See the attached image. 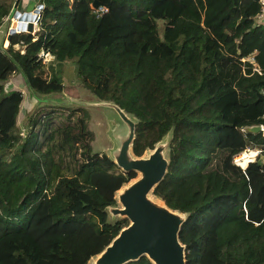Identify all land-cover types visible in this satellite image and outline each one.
Here are the masks:
<instances>
[{
	"label": "trees",
	"instance_id": "trees-1",
	"mask_svg": "<svg viewBox=\"0 0 264 264\" xmlns=\"http://www.w3.org/2000/svg\"><path fill=\"white\" fill-rule=\"evenodd\" d=\"M13 1L0 0V26ZM38 4L33 31L11 34L0 51V264H85L126 224H107L102 209L134 173L93 151L86 110L39 106L23 136L16 126L23 94L2 84L16 65L37 93L64 90L47 81L40 51L73 60L80 87L138 119L135 155L172 126L153 193L189 213L178 235L185 264L264 263V159L231 162L246 148L264 154V135L246 130L264 127L258 0ZM248 56L258 71L240 60Z\"/></svg>",
	"mask_w": 264,
	"mask_h": 264
},
{
	"label": "water",
	"instance_id": "water-1",
	"mask_svg": "<svg viewBox=\"0 0 264 264\" xmlns=\"http://www.w3.org/2000/svg\"><path fill=\"white\" fill-rule=\"evenodd\" d=\"M21 5L22 0H14L5 18V29L0 40L1 52H4L5 42L11 34L33 30L32 24L41 5L38 4L32 11H21ZM16 68L33 109L40 105L86 111H90L91 107L99 108L98 118L93 123L100 127L106 140V153H101L123 173H134L113 192V203L102 209L107 224L121 220H125L126 224L85 264H127L140 257H145L150 264H185V245L178 235L189 213L167 207L153 193L167 171L172 126L151 148H145L140 155H135L132 141L138 119L132 113L111 100L100 99L87 88H82L78 93H37L21 68L17 65ZM246 130L256 133L260 126H250ZM108 133L110 140L106 138Z\"/></svg>",
	"mask_w": 264,
	"mask_h": 264
},
{
	"label": "rangeland",
	"instance_id": "rangeland-1",
	"mask_svg": "<svg viewBox=\"0 0 264 264\" xmlns=\"http://www.w3.org/2000/svg\"><path fill=\"white\" fill-rule=\"evenodd\" d=\"M22 3H23V7L21 5V11H32L38 5V0H22ZM158 26L160 29L161 28L160 21H158ZM32 27L34 29L33 24H32ZM4 29H5V20L0 26V40L2 38ZM44 68L46 69V73H47V81L62 84V86L64 87V90L62 92L70 93L74 91V93H76L77 91L78 93L81 91L82 87L79 86V81L76 76V64L73 60L69 59V60H63V61H55L54 59H52L50 62L44 63ZM2 84L4 86V89L6 90H19L23 94V99L20 103L19 112L16 117V126L21 131L20 133L23 132L24 134L25 130L23 129H24L25 116L31 109H33L32 102L29 100L28 95L25 93V89L22 86L21 80L18 77L17 73L14 75H11L8 79L3 81ZM40 106H46V105H40ZM63 109H70V108L63 107ZM98 109L99 108L91 107L89 109L90 111H87L89 114V125L91 126L93 133H94V139L91 145H92L93 151H97V152L102 151L106 153V148H107L106 140L104 139L102 132L100 131V127L95 126V124L93 123V120L95 121L96 117L98 118V115H97ZM259 131H261V133L264 135L263 129L262 130L260 129ZM109 134L110 133L106 134L107 140H110L111 138ZM250 150H253V149L251 148ZM251 152L250 154H247L245 157L247 161L250 159V157L254 155ZM257 156H259V159L261 160L264 159V154H261V155L254 156L253 160ZM245 159L243 161H245Z\"/></svg>",
	"mask_w": 264,
	"mask_h": 264
},
{
	"label": "built area",
	"instance_id": "built-area-1",
	"mask_svg": "<svg viewBox=\"0 0 264 264\" xmlns=\"http://www.w3.org/2000/svg\"><path fill=\"white\" fill-rule=\"evenodd\" d=\"M97 10H98V11H104V9H103V8H100V7H99ZM37 18H38V15L35 17V19H34V21H33V25H34V27H35V24H36ZM252 19H253V24L264 26V0H258V10H257V12L255 13V15L253 16ZM38 55H39V57H41V60H42V63H43V64H44V63H48V62H50V61L53 59V57H52L51 55H49L47 52H42V51H40V52L38 53ZM240 60H241V61H245V60H246V61H249V62L252 64V69H253L254 71H258L256 65H255L254 62H253V58H252L251 56H248V57H246V58H240ZM260 129H261V130H262V129L264 130V127L260 126ZM21 135L23 136V133H21ZM250 149H251V148H246V149H244L243 151H241V152H239V153L233 155L232 158H231V162H232L233 164L239 166L240 168H244L245 165H246L248 162L253 161L254 156L260 154V150H259V149H256V148H252L253 150H250ZM251 151H253L254 155H253L252 157H250V159H249V160L246 162V164L242 167V166L240 165V160H242V158H241V153H242V152H246L247 154H250Z\"/></svg>",
	"mask_w": 264,
	"mask_h": 264
},
{
	"label": "bare ground",
	"instance_id": "bare-ground-1",
	"mask_svg": "<svg viewBox=\"0 0 264 264\" xmlns=\"http://www.w3.org/2000/svg\"><path fill=\"white\" fill-rule=\"evenodd\" d=\"M251 153H253V152H251ZM254 154V153H253ZM246 155H247V153L246 152H242L241 153V158H242V160H240V165L243 167L245 164H246V162H247V159H245V157H246ZM245 159V161H243ZM243 161V162H242Z\"/></svg>",
	"mask_w": 264,
	"mask_h": 264
},
{
	"label": "crops",
	"instance_id": "crops-1",
	"mask_svg": "<svg viewBox=\"0 0 264 264\" xmlns=\"http://www.w3.org/2000/svg\"><path fill=\"white\" fill-rule=\"evenodd\" d=\"M22 7H23V3H22ZM25 7V6H24Z\"/></svg>",
	"mask_w": 264,
	"mask_h": 264
}]
</instances>
